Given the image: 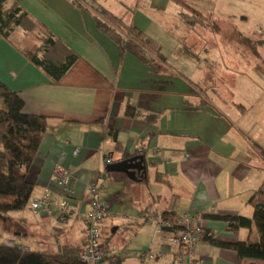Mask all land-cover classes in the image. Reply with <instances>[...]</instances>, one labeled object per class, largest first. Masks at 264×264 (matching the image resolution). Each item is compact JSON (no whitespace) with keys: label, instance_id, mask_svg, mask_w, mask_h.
Masks as SVG:
<instances>
[{"label":"crops","instance_id":"0c3cea01","mask_svg":"<svg viewBox=\"0 0 264 264\" xmlns=\"http://www.w3.org/2000/svg\"><path fill=\"white\" fill-rule=\"evenodd\" d=\"M13 1L78 59L59 83H53L18 50L21 31L15 30L8 39L0 35V80L23 99L24 113L46 117L27 177L34 184L31 201L47 189L53 207L51 215L34 213L29 206L0 214V242L37 249L55 235L60 243H84L80 214L96 175L103 198L111 203L101 238L118 231L103 264H186L171 251L162 259L138 260L140 250L170 246L171 233L158 232L147 219L152 212L252 217L254 210L247 201L264 180V162L252 145L264 148V87L260 89L262 83L254 81L248 69L254 58L264 55V39L254 45L245 36L246 8L256 0L99 3L162 46L166 61L148 64L130 53L121 55L117 44L98 30L95 12L84 0H79L82 7L74 0ZM220 2L236 22L223 30L214 21ZM180 14L201 22L187 24ZM234 63L241 70H233ZM127 105L141 115H124ZM148 114L159 117L148 122L143 118ZM108 130L116 132L118 147ZM139 148L146 160L145 182L124 187L106 174L110 165L104 162L106 156L113 164ZM56 166L75 176L71 210L64 220L52 176ZM156 172L163 178L157 179ZM123 202L131 208L121 207ZM205 227L224 242L253 239L255 234L253 226L229 231L224 221L213 218H205ZM199 251V264H239L233 249L201 243Z\"/></svg>","mask_w":264,"mask_h":264},{"label":"trees","instance_id":"16d2710c","mask_svg":"<svg viewBox=\"0 0 264 264\" xmlns=\"http://www.w3.org/2000/svg\"><path fill=\"white\" fill-rule=\"evenodd\" d=\"M74 1L78 7H82L79 0ZM84 1L89 3L95 12L94 18L98 30L117 44L121 55L125 52L130 53L145 64L154 59L166 61L162 46L140 28L125 22L96 0ZM180 17L191 25L194 22H201V19L192 15L180 14ZM15 30L21 31V38L17 42L18 50L40 68L53 83H59L66 71L78 59V55L73 50L24 11L19 4L13 0H0V35L8 39ZM23 108V99L0 80V148L2 151L0 214L25 210L28 206L30 207L32 200L34 184L29 181L27 172L45 133L46 117L26 114ZM124 115L134 117L141 114L135 106L127 105ZM158 117L159 114L143 115L148 122H155ZM107 132L118 147L120 142L117 140L116 132L111 130ZM252 145L264 162V148L255 143ZM133 155L135 152L125 157ZM144 163H146L145 158ZM106 174L110 175L112 180L121 182L124 187L146 181V176L138 175L131 180L122 172ZM156 178L162 179V174L156 172ZM247 203L253 207L252 217L242 215H203V217L224 221L229 231L240 228L250 230L253 226L257 235L256 239L248 237L236 242H224L215 238V234L210 229L204 228L201 243L233 249L237 253L239 264H264V180ZM178 215L174 211L167 210L160 213L162 218L172 222ZM122 228L128 227L122 226ZM117 232L101 238L99 246L104 255L103 261L109 252L111 240ZM84 243H60L55 235L53 239L44 242V245L37 249L0 242V264H86L81 258Z\"/></svg>","mask_w":264,"mask_h":264},{"label":"built area","instance_id":"2783aa9c","mask_svg":"<svg viewBox=\"0 0 264 264\" xmlns=\"http://www.w3.org/2000/svg\"><path fill=\"white\" fill-rule=\"evenodd\" d=\"M143 149H137L135 155H143ZM77 152V150L75 151ZM105 164H111V158L106 156ZM53 180L58 188L60 220H64L70 213L71 196L73 195L74 174L67 168L56 166L53 169ZM88 202L86 209L80 214V220L85 231V243L81 258L86 264H103V253L100 249L101 228L110 215L111 203L103 198V186L98 175L94 176L88 186ZM31 210L51 215L53 212L50 191L44 190L42 195L30 203ZM214 208H211L213 211ZM147 219L158 232L168 231L169 249L164 247L158 250L145 249L137 252L136 256L142 263L162 259L171 251L173 257L186 264H199V246L203 237L205 218L201 213L182 212L172 222L162 218L160 213L152 212Z\"/></svg>","mask_w":264,"mask_h":264},{"label":"rangeland","instance_id":"374dc122","mask_svg":"<svg viewBox=\"0 0 264 264\" xmlns=\"http://www.w3.org/2000/svg\"><path fill=\"white\" fill-rule=\"evenodd\" d=\"M102 1H105V2H101L99 0V1H97V3H102V4L106 3L108 5L116 4V2L114 0H102ZM117 1H119V0H117ZM246 9L249 11V27H248L249 29L247 30V34L245 36H247L250 41H252V42L254 41L255 42L254 45H258L259 41L264 39V0H256L252 4H249V6H247ZM215 11H217L218 13H217V15H216L217 17H215L214 21L218 26L222 25L221 26L222 30L225 27H228V25H230L232 23L231 21H233V19L228 17V13L226 12L225 8L222 6L221 2L219 4H217ZM231 25H236V22L234 21ZM246 42H247L246 39H244V40L240 39V43H246ZM263 42H264V40H263ZM257 48H258L257 50H259V51H261V49L264 50V46H262L261 49H260V46H258ZM238 55H239V53H238ZM239 57L237 56L238 59H239ZM254 59H255L253 62L254 64L250 65L248 67V69L250 70L249 75L251 76V78H253L254 81L261 82L262 85H259V87H260V89H263V87H264V55H261L260 59H257V58H254ZM221 66H225V65H221ZM231 67H234L233 70H235V69L241 70V68H242V67H239L236 63H234V65H232ZM261 108H262L261 110L263 112L264 111V102L262 103ZM113 203H115V201ZM117 205H118V203L116 204V206ZM123 205L124 206H122V204H121V207H124L125 209L131 208L129 206V204L126 205V202H123ZM256 237H257V235L255 232L253 239H256Z\"/></svg>","mask_w":264,"mask_h":264},{"label":"water","instance_id":"95a60500","mask_svg":"<svg viewBox=\"0 0 264 264\" xmlns=\"http://www.w3.org/2000/svg\"><path fill=\"white\" fill-rule=\"evenodd\" d=\"M107 172H122L131 180H134L138 175L146 174V164L144 163L143 155H133L121 159L113 164L108 165Z\"/></svg>","mask_w":264,"mask_h":264}]
</instances>
